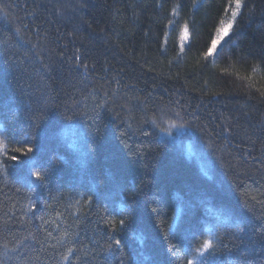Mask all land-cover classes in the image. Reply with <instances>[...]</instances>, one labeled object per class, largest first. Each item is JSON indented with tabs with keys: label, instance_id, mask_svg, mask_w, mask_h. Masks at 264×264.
I'll list each match as a JSON object with an SVG mask.
<instances>
[{
	"label": "trees",
	"instance_id": "trees-1",
	"mask_svg": "<svg viewBox=\"0 0 264 264\" xmlns=\"http://www.w3.org/2000/svg\"><path fill=\"white\" fill-rule=\"evenodd\" d=\"M231 2L0 0V264H264V0L204 55Z\"/></svg>",
	"mask_w": 264,
	"mask_h": 264
},
{
	"label": "snow or ice",
	"instance_id": "snow-or-ice-1",
	"mask_svg": "<svg viewBox=\"0 0 264 264\" xmlns=\"http://www.w3.org/2000/svg\"><path fill=\"white\" fill-rule=\"evenodd\" d=\"M243 0H233V2L229 3L228 9L231 11V19L227 23V27H222L217 31L216 38L211 41V45L208 48L207 52H205V57L212 56L215 54L217 45L223 39L224 36L228 35L229 30L232 28V23L235 21L240 9L242 7ZM175 11V9H174ZM185 30H187V26H185ZM164 131H168V129H164ZM7 145L3 140H0V150L6 149ZM15 152L19 153H29L32 151V148H15L13 149ZM6 154V152H5ZM12 160H16V156L10 157ZM36 178L38 180H42L43 177L39 172L36 173ZM119 223L123 225L125 223L124 220H120ZM116 246L121 245L120 240L114 241ZM218 245L216 239L209 234L202 243L198 247H196L193 251V259L188 260L187 264H209L210 258L214 257L217 253ZM68 255H72V250H68ZM67 257H65L66 259Z\"/></svg>",
	"mask_w": 264,
	"mask_h": 264
},
{
	"label": "rangeland",
	"instance_id": "rangeland-1",
	"mask_svg": "<svg viewBox=\"0 0 264 264\" xmlns=\"http://www.w3.org/2000/svg\"><path fill=\"white\" fill-rule=\"evenodd\" d=\"M227 23H228V21L223 25V27H227ZM229 31H230V30H229ZM228 33H229V32H228ZM184 34H185V35H184ZM183 35H184V37L182 36V37H183V42H186L187 39H188V36H187V30L184 29V31H183ZM226 36H227V35H226ZM226 36H224L223 39L219 42V44L217 45V49L219 48L220 43L225 39ZM217 49H216V50H217Z\"/></svg>",
	"mask_w": 264,
	"mask_h": 264
}]
</instances>
